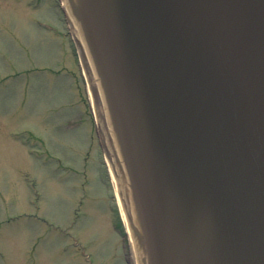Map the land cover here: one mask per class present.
Wrapping results in <instances>:
<instances>
[{"label":"water","instance_id":"obj_1","mask_svg":"<svg viewBox=\"0 0 264 264\" xmlns=\"http://www.w3.org/2000/svg\"><path fill=\"white\" fill-rule=\"evenodd\" d=\"M139 264H264V0H63Z\"/></svg>","mask_w":264,"mask_h":264},{"label":"rangeland","instance_id":"obj_2","mask_svg":"<svg viewBox=\"0 0 264 264\" xmlns=\"http://www.w3.org/2000/svg\"><path fill=\"white\" fill-rule=\"evenodd\" d=\"M61 4L0 0V264H135Z\"/></svg>","mask_w":264,"mask_h":264},{"label":"bare ground","instance_id":"obj_3","mask_svg":"<svg viewBox=\"0 0 264 264\" xmlns=\"http://www.w3.org/2000/svg\"><path fill=\"white\" fill-rule=\"evenodd\" d=\"M95 104V103H94ZM117 185H119L118 183H117V181H116V179H115V186H116V188L118 189L119 188V186L117 187ZM120 205H121V209H122V212H123V217H124V219H125V222L127 223V225H128V221H127V218H126V212L124 211V207H123V203H122V200L120 199ZM128 231H130L129 229H128ZM131 238V237H130ZM132 240V239H131ZM130 249H131V251H132V256H133V259H134V262H135V264L137 263V260H138V256H137V251L135 250V244H134V240H132L131 242H130Z\"/></svg>","mask_w":264,"mask_h":264}]
</instances>
